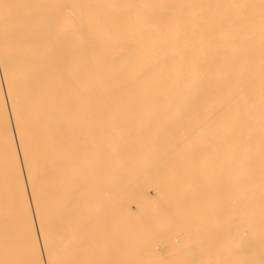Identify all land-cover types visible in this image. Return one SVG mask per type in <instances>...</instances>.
Masks as SVG:
<instances>
[{
  "label": "bare ground",
  "instance_id": "obj_1",
  "mask_svg": "<svg viewBox=\"0 0 264 264\" xmlns=\"http://www.w3.org/2000/svg\"><path fill=\"white\" fill-rule=\"evenodd\" d=\"M183 206L264 219V0H0V264L160 263Z\"/></svg>",
  "mask_w": 264,
  "mask_h": 264
},
{
  "label": "rangeland",
  "instance_id": "obj_2",
  "mask_svg": "<svg viewBox=\"0 0 264 264\" xmlns=\"http://www.w3.org/2000/svg\"><path fill=\"white\" fill-rule=\"evenodd\" d=\"M162 202L165 203V200H163ZM183 207H184V209H183ZM183 207H181V209H179L177 211V214H179L180 216H182L180 219H174L173 218L171 220V218H169V219L166 220L167 221L166 222V225L168 223L167 226H169V230H167L168 232L165 234V236H163V237H165V239L163 238L164 240H167L168 238H170L171 240L168 239V241H173V240L175 241L176 240L175 242L177 244H174L175 242L173 241L174 246L172 248L171 247L166 248L167 245H165V247L163 246L162 248H160L163 251V252H160V253H162L164 256L162 254H160V256H158V257L161 258L160 259L161 261H160V263L157 262L155 264H158V263L159 264H164V263L165 264H201V263H203V264H209L210 261H209L208 256L211 255L210 257L213 258V257H216L215 254L216 255L219 254L218 257H220V258H218V260H219L220 264H264V262H263L264 261V256L261 255V254H264V250L262 251V249L264 248V246H262V245H264V232H262V230L264 229V219L262 221H259V219H257V218H254L255 220L254 219H251V217L249 215H251L252 212H254L253 209H251L249 211L248 215H245V216L238 215V217H236V214L235 215L233 214L232 216L234 217V220L231 219L232 221H230V218H228V217L226 218L225 217V219H229V220H228V222H227V220H225L226 221V224H223V223H225V221L224 222H222V221L220 222V220H222V219H220V220H213V223H212L211 221L205 222L203 219H200V218H198L196 216H193V215H188L187 216V214H186L187 211H185L187 209L186 208L187 206H183ZM149 211L150 210H148V214L150 213ZM150 215H151V213H150ZM184 216L185 217L187 216V217L185 218ZM241 218H242V221L240 220ZM245 218H248V219H245ZM235 220L236 221L238 220V221L235 223ZM173 222H174V224H173ZM215 222H216V225L214 224ZM230 222H231V225L232 226H230ZM238 222L240 224H238ZM170 223L172 224L171 226H170ZM190 226H192V227H190ZM193 226L194 227H198V229H197L198 231L196 233V235L198 237L196 235L194 236V234H193V231L195 229ZM171 227H173L172 231H171ZM231 227H233V228H231ZM237 227H238V229H237ZM227 228L229 229V232L228 233L226 232L228 230ZM246 229H248V230L245 231ZM259 230H260V232H259ZM186 231H188V232L190 231L189 232L190 234L188 232H186ZM217 231H218V234L219 235L217 234ZM244 231H245V233H244ZM231 233L234 234L232 238L229 237V236L232 235ZM187 234H189V235H187ZM228 234H230V235H228ZM176 236L177 237L179 236V239H177ZM235 236H237L236 238H238L240 240L236 239ZM238 236H240V238ZM242 236L243 237L245 236V238H243ZM155 237H156V235H155ZM212 237H215V238H212ZM174 238H176V239H174ZM227 238H228V240H226ZM241 238H243V240ZM163 239H161V241H164ZM204 239H206V240H204ZM222 239H223V241H222ZM199 241H201L202 243L199 242ZM232 241H234V242H232ZM238 241H241V243H242L240 246L238 245L239 244ZM178 242L181 245H178L179 244ZM226 242H227V244H226ZM160 243L163 245V242H160ZM160 243H159V245L161 247V244ZM206 245H207V247H206ZM237 245L240 247L239 249H241L242 251L237 248L238 247ZM190 246H191V248H190ZM254 246H256V247H254ZM221 248L223 250H220ZM227 248H229V249H227ZM164 252H165V254H164ZM205 254L208 255V256L206 257ZM203 255H205V256H203ZM223 255H225V256H223ZM228 255H229V257H228ZM226 256H227V258H226ZM162 257H166V258H162ZM204 257H206V258H204ZM233 257H235V258H233ZM201 258H204V259H201ZM230 258H232V259L230 260ZM214 259H212L211 262ZM255 259H256V261H255ZM218 260H217V263H219ZM212 264H216L215 260H214V262H212Z\"/></svg>",
  "mask_w": 264,
  "mask_h": 264
}]
</instances>
